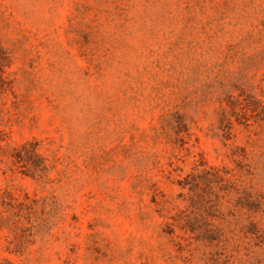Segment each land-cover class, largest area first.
Instances as JSON below:
<instances>
[{
  "label": "rangeland",
  "instance_id": "obj_1",
  "mask_svg": "<svg viewBox=\"0 0 264 264\" xmlns=\"http://www.w3.org/2000/svg\"><path fill=\"white\" fill-rule=\"evenodd\" d=\"M256 99L264 0H0V264L263 254L202 222L264 195Z\"/></svg>",
  "mask_w": 264,
  "mask_h": 264
},
{
  "label": "trees",
  "instance_id": "obj_2",
  "mask_svg": "<svg viewBox=\"0 0 264 264\" xmlns=\"http://www.w3.org/2000/svg\"><path fill=\"white\" fill-rule=\"evenodd\" d=\"M253 107L254 110H260L259 116L263 117L260 121L264 123V101L256 99L254 106L250 108ZM209 181L210 180H208V182ZM218 185L219 188H223L226 185L223 191L225 192L227 198L232 201L235 200V198L238 201L244 200L247 209L249 211H252V213L247 211L246 213L234 214L232 218H226L222 223L218 222L211 224L207 220L203 219V224L205 223L206 227L210 228L209 232L211 234L213 232L220 233V235L224 236L227 241V238H230V233L232 232H227V230L233 225L235 228L234 230L238 228V230L241 231V228L246 227L252 234L259 236L261 232L264 231V228L262 226V224H264V195L260 196V198L258 195L256 197L253 196V186H247L244 180L239 181V183L237 184L236 182L231 180V178L224 177L223 183H219ZM249 187H252L251 190L249 189ZM226 201L229 202L228 200ZM221 204H223V202L220 201L219 205ZM238 261L239 264H264V252L263 254L249 259L239 258Z\"/></svg>",
  "mask_w": 264,
  "mask_h": 264
}]
</instances>
